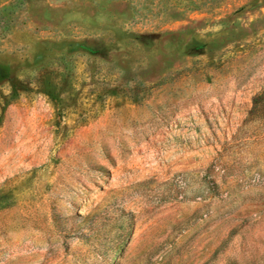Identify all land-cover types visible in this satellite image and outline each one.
I'll return each instance as SVG.
<instances>
[{"label": "rangeland", "instance_id": "374dc122", "mask_svg": "<svg viewBox=\"0 0 264 264\" xmlns=\"http://www.w3.org/2000/svg\"><path fill=\"white\" fill-rule=\"evenodd\" d=\"M0 264H264V0H0Z\"/></svg>", "mask_w": 264, "mask_h": 264}]
</instances>
